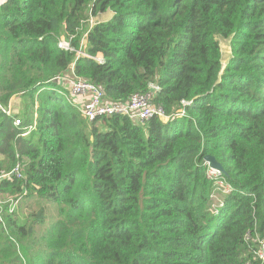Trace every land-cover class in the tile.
I'll use <instances>...</instances> for the list:
<instances>
[{"label":"trees","instance_id":"1","mask_svg":"<svg viewBox=\"0 0 264 264\" xmlns=\"http://www.w3.org/2000/svg\"><path fill=\"white\" fill-rule=\"evenodd\" d=\"M71 74L106 102L150 94L169 120L90 122L54 80ZM17 166L0 264H264V0H8L0 176Z\"/></svg>","mask_w":264,"mask_h":264},{"label":"built area","instance_id":"2","mask_svg":"<svg viewBox=\"0 0 264 264\" xmlns=\"http://www.w3.org/2000/svg\"><path fill=\"white\" fill-rule=\"evenodd\" d=\"M8 0H0V7L7 3ZM60 49L69 50V44L65 41H61L59 44ZM100 58L98 57V60ZM62 86L69 87L71 95L77 100V105L83 112V115L88 121L92 122L98 117L122 115L128 116L133 120L147 121L158 117L161 120H169L165 116L164 110L152 104L150 94H136L133 95L129 102L124 104L112 103L104 101V92L99 86H96L89 81L82 79H72L70 76H60L54 79ZM153 90H156V86H151ZM187 105L186 102H184ZM10 113L11 110L7 109L5 112ZM183 115V112L180 116ZM22 124L20 119L15 120L14 125L20 127ZM34 129V126H30L22 136H26L29 132ZM220 172L210 168L209 175L212 177H219ZM13 176L21 178L20 167L17 166L11 172H2L0 179L12 180ZM220 185H224L222 181ZM1 213V210H0ZM0 220H3L0 218Z\"/></svg>","mask_w":264,"mask_h":264},{"label":"rangeland","instance_id":"3","mask_svg":"<svg viewBox=\"0 0 264 264\" xmlns=\"http://www.w3.org/2000/svg\"><path fill=\"white\" fill-rule=\"evenodd\" d=\"M111 16H112V13L111 12H108L106 14L100 15L98 19L93 18L92 22H96L97 20H99V21H106V20L110 19ZM91 24L93 25V23H91ZM63 41H65V40H63ZM220 43H221V48H222V52H223V62H224V64H226L227 61H228V59L231 56L230 41L229 40H223L222 39V40H220ZM70 77L72 79H76L74 77V75H72V74L70 75ZM65 97H66V101H68L66 95H65ZM70 97L74 101V103L77 101L72 95H70ZM70 97H68V98H70ZM75 105H76V103H75ZM8 109H10L11 112L14 114L13 109H11V108H8ZM164 121H168V120H164ZM219 182L220 181H218V185L219 186L214 191L213 196H212L214 198V203H213L214 205L221 204V202L223 200L222 199L223 194H224L225 190L226 191L228 190L227 188H225V185H220ZM49 206H50L49 204H46V206H43V209H48ZM16 208H18L19 213L21 212V214L25 215V219H26V222L27 223H29L31 221V219H32L31 215L32 214H35V212H38V209H39V207L37 206V204L35 203L34 200H31V201H23ZM52 213H54V211L48 210V215H50Z\"/></svg>","mask_w":264,"mask_h":264},{"label":"water","instance_id":"4","mask_svg":"<svg viewBox=\"0 0 264 264\" xmlns=\"http://www.w3.org/2000/svg\"><path fill=\"white\" fill-rule=\"evenodd\" d=\"M206 163L209 165V167L215 171L220 172L221 174H225V170L223 166L216 160L213 156H207L205 158Z\"/></svg>","mask_w":264,"mask_h":264},{"label":"crops","instance_id":"5","mask_svg":"<svg viewBox=\"0 0 264 264\" xmlns=\"http://www.w3.org/2000/svg\"><path fill=\"white\" fill-rule=\"evenodd\" d=\"M16 104V100L14 99L11 103V107L13 108V106Z\"/></svg>","mask_w":264,"mask_h":264},{"label":"bare ground","instance_id":"6","mask_svg":"<svg viewBox=\"0 0 264 264\" xmlns=\"http://www.w3.org/2000/svg\"><path fill=\"white\" fill-rule=\"evenodd\" d=\"M77 80V79H76ZM76 104H77V101L75 102ZM82 112V111H81ZM82 114H83V112H82ZM96 120V119H95ZM95 120H93V121H95Z\"/></svg>","mask_w":264,"mask_h":264},{"label":"clouds","instance_id":"7","mask_svg":"<svg viewBox=\"0 0 264 264\" xmlns=\"http://www.w3.org/2000/svg\"><path fill=\"white\" fill-rule=\"evenodd\" d=\"M12 113V112H11Z\"/></svg>","mask_w":264,"mask_h":264}]
</instances>
